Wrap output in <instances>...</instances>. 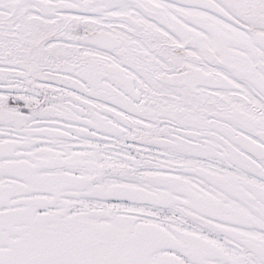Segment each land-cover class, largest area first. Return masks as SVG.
Returning a JSON list of instances; mask_svg holds the SVG:
<instances>
[{
	"label": "snow or ice",
	"instance_id": "obj_1",
	"mask_svg": "<svg viewBox=\"0 0 264 264\" xmlns=\"http://www.w3.org/2000/svg\"><path fill=\"white\" fill-rule=\"evenodd\" d=\"M0 264H264V0H0Z\"/></svg>",
	"mask_w": 264,
	"mask_h": 264
}]
</instances>
